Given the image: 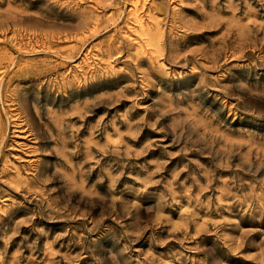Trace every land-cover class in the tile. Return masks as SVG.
I'll list each match as a JSON object with an SVG mask.
<instances>
[{
    "label": "rangeland",
    "instance_id": "1",
    "mask_svg": "<svg viewBox=\"0 0 264 264\" xmlns=\"http://www.w3.org/2000/svg\"><path fill=\"white\" fill-rule=\"evenodd\" d=\"M0 264H264V0H0Z\"/></svg>",
    "mask_w": 264,
    "mask_h": 264
}]
</instances>
